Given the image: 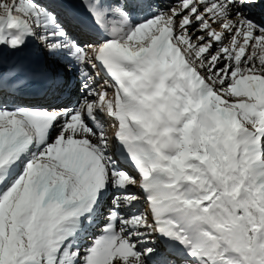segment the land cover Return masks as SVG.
I'll use <instances>...</instances> for the list:
<instances>
[{
  "label": "bare ground",
  "instance_id": "1",
  "mask_svg": "<svg viewBox=\"0 0 264 264\" xmlns=\"http://www.w3.org/2000/svg\"><path fill=\"white\" fill-rule=\"evenodd\" d=\"M32 5H33V3L31 0H26L25 7L24 6L22 8L17 7L16 10H17V12L33 11L34 8L32 7ZM2 9H4V8L1 7L0 10H2ZM111 9H113V7ZM5 10H8V7H6ZM158 12L159 11H157V13ZM33 16H36V14ZM142 16L143 17L146 16L147 18L150 17L149 14L148 15L144 14ZM11 17H12V15L9 16L10 19H11ZM129 19L131 20V29L134 30L135 35H134V37H132L130 39H125L126 44L135 50L143 49L144 46H146L148 44L149 40L151 39V37L153 35V31H156L158 29V26H160L161 24L157 25V23H152V26H150V27L147 26V28L142 29V28H136L135 27V24H137V22L135 21V18L133 16L129 17ZM36 20H37V22L43 21L39 16H36ZM148 20H151V19H148ZM5 21L6 20L4 19V22ZM152 21L153 20H151V22ZM165 21L166 20L164 19V22ZM8 22L10 23V21H7V23ZM168 23L172 24L171 20H169ZM209 24H210V21H209ZM1 26L2 25H0V27ZM216 28L217 27L215 25H212V28H211L212 30H209V31H215ZM0 31H1V29H0ZM2 31L0 32V59L3 61V60H6V53H10L12 48L7 46V44H8V43H6L7 34H4L5 32H2ZM172 32L175 33L173 31V29H172ZM101 35H103V34H101ZM228 37H229V35H228ZM224 39H225V37H224ZM223 41H225V44H226L225 47H228L227 43L229 40L227 39V37H226V40H223ZM233 43H234L233 41L231 43L229 41L228 45L229 46L234 45ZM188 47H186L187 51L189 50ZM184 49H185V47H184ZM186 49H185V51H186ZM203 51H204V49L199 50V51L196 50L194 52V54L199 56V55H202ZM189 53H191V51ZM189 53L187 52V54H189ZM253 59L255 62L256 58L253 57ZM232 65L236 66L238 64L235 63ZM212 66H214V63L211 64L210 68ZM231 69H232V67H231ZM221 81L219 83H221ZM159 83H160V85L162 84L161 82H159ZM206 84H207V82H206ZM208 85H205L204 88H206V89L204 90V93L201 96H197L198 98L196 96L194 98L193 92L191 90H188L189 93L191 94V99L192 100L197 99L198 101H201L200 100L201 98H205L204 99L205 103L207 105L211 104L210 101H212V98L210 97V91L212 90V87L214 86V84H213V82H210V83L208 82ZM155 91H157V89ZM232 94L233 93L231 90L229 93L222 94L221 90H219V88H217V90L213 94V96H214L213 98L216 97V99L219 103H226L227 97L232 98V99H236V97H238V99H240V103L243 104L242 113L245 115L244 117H247V120L252 125L253 129L248 127V131L244 132V129L241 128L242 123H241V125L238 123V121H239L238 117L233 113V111L224 109V110H222V112L228 117V120H229V122L232 123L233 127L236 126V128H239L241 130V136H240L239 140L238 139L236 140V142H239L238 144H242L244 142L245 145H244V143H243V145H244L245 149H250V155L252 156V158L254 160H256V163L258 165L256 167H254L253 169H255L256 171H261V173L264 174V154L262 151L260 152L261 141H262L261 138H262V135L264 133V119H263L264 116L261 115L259 120L258 119L257 120L252 119L253 107L250 109V111H247L244 109L245 100L243 101V99H244L243 97H245L246 95L243 94L242 92L237 93L238 95H235V96H233ZM228 102H229V100H228ZM3 103H4V105H6V102H3ZM163 106H164L163 110L165 111L166 117H170L172 119L178 117V121L179 120L181 122L184 121L185 118L180 117L179 115L175 114V112L172 110V107L169 104H165ZM216 107H218V106H216ZM240 107H241V105H240ZM27 108L28 107L20 104L18 106H15L13 109L10 110V112L8 114H6L10 120L15 121L13 124L14 128L8 129L9 131L15 132L16 130H18V127H20L21 130H23V127L21 126L22 122L20 119L17 118L18 114H25L28 116L31 113V116L33 117V123H35L37 121V119H42V118H45L47 116V114L42 109H39V110L33 111V112H27V110H26ZM182 118H183V120H182ZM190 118H192V117H190ZM1 119H2V117L0 114V120ZM193 119H195V118L193 117ZM96 120H97V122L100 121V119H98L97 116H96ZM175 122L178 123L177 121H175ZM33 123L23 122V125L27 131H31L35 126ZM190 123L191 122H189V124H186V126H185L186 128L183 129L184 135L186 137L189 136V133L191 132L190 128H192V127L190 126ZM182 125H183V123H182ZM171 127L173 128V126H171ZM3 128L4 127H2L1 129H3ZM2 135H3V133L0 131V140L2 139ZM253 135H255V138H253ZM65 139H66V135H63V136H57L55 139H52L49 141L50 148H51V154L50 155H48L44 149H39V150L34 151L32 163L33 164L34 163L40 164L43 167L41 170H39V169L35 170L32 167L29 168V166H28L29 171L27 172V170H28V168H27L26 171H22L21 173H16V175H18V174L19 175L14 180H12L10 184H5V186H3V183L0 184V186H1V188H0V227L3 226L2 225L3 215H5V213H7L9 210H11V208L14 205L13 202L16 201V206L13 207L14 211L11 212L13 217H15V218L17 217V219H18L21 215L24 214V212L26 210H28L29 207L31 209H33V207H36L37 210H35V211L38 214L37 219H39L40 227L47 228V230L49 231V226H47L43 222L45 213H43L39 210V205H38L39 200L37 199V196L41 195V193L43 191H45L46 189H48L50 185L52 188L61 190V188L64 187V184H63L64 181L62 182L59 180H64V178L68 174L73 175L74 173H76V174L79 173L77 171L74 172V171L69 170L66 163L62 159H59V157H58V154L60 151H57V149L65 146V145L60 144L62 142L64 143ZM101 139H102V136H101ZM101 139L99 138V143H100ZM181 145H182V149L180 152L185 153L189 149V143H187V144L181 143ZM105 150L111 151L112 149L110 150L109 148H105ZM55 153H57V154L54 157ZM250 164L252 165L253 163L250 162ZM49 169H55V173L52 177L49 176V173H48ZM176 172L180 173V171H178V170H176ZM262 174L260 176L261 180H262L261 183H264V178H262ZM78 176H81L80 179H82V176H85V175L82 172V175H77V177ZM94 180H95V184L90 183L89 186L80 187L78 185L80 191L85 190L84 193H86L87 196H92L94 194V191H95V190L93 191V189H95L96 186L99 184L97 177L94 178ZM263 192H264V190H263ZM171 194L175 195V193H171ZM81 197H83V195H81ZM81 197H77V199H79ZM167 205L166 204L163 205L162 207H160V209H165L166 211L169 212V208L167 207ZM185 206H186L185 202L175 201L173 203V206L170 208V210H172L174 208L181 209V211L175 215V218L180 220V223L184 226V229H186L187 231H190V234L193 238L192 245L195 246V249H194L195 250V253H194L195 256L194 257L198 258V260L195 263L207 264L204 261V259L210 257V255L207 251V248H206V246H207L206 244H209L210 241H209V239L202 236L203 234L201 233V228L199 226H197L200 224V223H198L199 222L198 215L193 211L192 208H191V210H190V208L186 209ZM127 214L129 215V213H127ZM186 219H188L190 223L186 222ZM114 223H117V221L114 218H112L111 222L109 224H114ZM13 224L17 225L18 222L17 221L15 222V220H14ZM112 233L113 234H108L109 241L105 245V249L107 248L108 245H115L116 246L115 254H117L118 252L123 250L125 247H129L128 242H127L125 236L123 235L120 227H117V230H114V232H112ZM19 238L22 239L21 233H19ZM61 239H67V237L61 238L59 236H56L54 233L51 234V237L49 238V240L46 243H44V245L42 246L41 251L43 252V258H42V261H40L41 262L40 264H81L82 263V262H78L76 260V257L74 256L73 250L71 249L70 246H68L67 244H62ZM212 242L214 243V240L213 241L211 240V243ZM4 246H5L4 243H0V254H1L2 250L4 249ZM129 249L132 250V254L129 256V258L122 259L120 264H132L133 262H136V261H137L136 264H149L148 262L145 261V259H146L145 256H147L146 252H135V250L132 247H129ZM86 259H87V262H89L91 257L87 256ZM199 260L201 261L200 263H199ZM0 264H7V262L5 263V262L0 261ZM102 264H106V262L104 261V262H102ZM156 264H158V262Z\"/></svg>",
  "mask_w": 264,
  "mask_h": 264
},
{
  "label": "rangeland",
  "instance_id": "2",
  "mask_svg": "<svg viewBox=\"0 0 264 264\" xmlns=\"http://www.w3.org/2000/svg\"><path fill=\"white\" fill-rule=\"evenodd\" d=\"M6 3L8 4V2H6ZM165 3L166 4H170L168 8H164V12L166 13L167 17L169 15L173 14L174 17H175V19H177L176 24L178 26H180L182 24V19H183V17L185 15H177V11L176 10L180 6L181 2L180 1H172V2H165ZM1 7H5V8L2 9V10H0V23H1L0 25H2L1 27L3 28L2 29L0 27V29H1V31L3 30L2 32H5L4 34H7V36H8V33L6 32V30H4V27L3 26L6 23V26H5V28H6L7 25H10L12 21L9 18V15H8V18L9 19L8 18L7 19L5 18L6 16H5V12L4 11L6 9V6H4V5L1 4L0 8ZM172 10H174L175 12H173V13L170 12ZM33 15H35V14H33ZM29 17L32 18L30 15H29ZM206 18L209 19L207 16H206ZM4 19L6 20L5 22H4ZM7 21H10V23L9 22L7 23ZM158 21L153 20L150 23L149 27L152 26V23H158ZM160 21L163 22L164 19H161ZM171 22H172V24H170V23L169 24L171 25V27H172L173 31L176 33V35H178L179 32H177L174 29V23H173L174 20H171ZM210 24L215 25L216 27H218L216 24H213L212 22H210ZM194 27H200V26L198 24V26L195 25ZM179 31H181V29ZM190 34L193 35V32H190ZM228 35L230 36V34H226L225 35V39L224 40H226V37L229 40ZM233 36L234 35L231 36L232 37L231 38L232 40L235 38V36H234V38H233ZM207 37H210V35L208 34ZM195 38H196V36L194 37V39ZM232 40H229L230 43L232 42ZM229 41L227 43V46L229 44ZM212 42H214V45H213L212 48H213V50H215L218 47L217 46L218 44H216L217 41L216 42L215 41H212ZM223 42L225 44V41H223ZM195 45H196L195 51L196 50L199 51V50H203L204 49L202 55L197 56L196 54H194L192 52L189 53L190 52V44L189 43L185 44L184 47L186 49V47L189 46L188 47L189 50L187 51V49H186V51L189 53L188 55L191 54L192 58L196 62H199L201 59H204L207 55H210L211 52H212V49L211 48L209 50H207L209 44H206L205 42L195 41ZM225 46H226V44H225ZM225 46H223V47L224 48H227ZM241 52H242V50H241ZM259 53L260 52L255 53L256 56H254V55H251V56H253V57L256 58ZM262 57H264V54L263 53H261L260 59ZM216 58H219V56H217ZM208 63L209 62H206V65ZM210 66H211V64L209 65V68H210ZM217 67H218V65L217 64H214V66H212L210 68V70L212 72L213 71H216V68ZM232 69H234V68H232ZM206 73H208V72H206ZM214 75H215L214 73H208V78L210 79V81L211 80H213L214 82L216 81L217 78H215ZM221 80H222V78L219 79L218 82H220ZM160 82L161 83L166 82V79L165 78H162V80ZM217 86L220 87L221 84H219V85L216 84V87ZM160 87H161V85L159 83V85L157 87V90H160L161 89ZM227 88H228V85L225 83L224 89L226 90ZM219 90H221V89L219 88ZM230 90L232 91V93H233L232 95L233 96L238 95L235 90L234 91L232 89H230ZM215 91H216V89L213 90V94H214ZM221 92H222V94H226V93H224L223 90H221ZM213 94H212V97L211 98H212V100H215L216 101L215 104H216V106H218L217 108H218V110L220 112H222V110H224L226 107L231 106L232 104H238V102L240 103V99H238V97H236V99H232V98H228L227 97V102L226 103H219L217 101L216 97L213 98L214 97ZM194 98H195V96H194ZM203 99H205V98H203ZM228 100H229V102H228ZM231 100H234V101L232 102ZM193 101L195 102V101H197V99H194ZM210 102H212V101H210ZM210 107H211V104H210ZM226 110H229V109L226 108ZM175 114L179 115L176 112H175ZM180 117H182V116H180ZM191 117L192 118H190V117L189 118H185L184 121H182V123H183L182 131H183L184 128H186L185 127L186 124H189V122L196 120V115L195 116L193 115ZM193 117L195 119H193ZM217 119H219V118H217ZM174 120L177 121L178 123L181 122L180 120L178 121V117L177 118H174ZM182 120H183V118H182ZM186 120H188V122ZM243 120H245V119H243ZM209 122H210V125L208 127V133H209V135H211V133L213 131H215V130L217 132L214 133V135L211 136V137H215V140L213 141L212 145H209L208 146V149L209 150H213V149H215V148H217L219 146L226 145V148L227 149H233L235 151V145H234L235 138H233V139H229L228 138V142H226L227 137L231 135L230 134V127H229V125L223 122L224 126L218 128V126H217V123L218 122H214V121H210V120H209ZM238 123L241 125L242 121H238ZM246 126L253 129V127H252L251 124L250 125H246ZM8 129H10V128H8ZM190 129H191V131L193 130L192 128H190ZM208 138H210V137H208ZM106 139H107V137H106ZM243 143L240 144V145L244 146L245 143H244V145H243ZM200 149L202 150V148H200ZM233 150H231L232 153H233ZM203 151H204V149H203ZM231 160L232 161L226 165V168H223L222 167V164H220V163H216V165H213L210 162H208L206 164L205 171H207L206 168H208L211 173H216L217 174L218 180L216 181L217 182L216 183V187H217L216 189H218V193H219L220 199H214V201H210V202L207 203L206 201L207 200L209 201V199H211V198H209V199H206L204 201L207 204H202V205H199L200 203H195L194 210L199 213V220L201 222H203L202 224H204L205 229H209V228L215 229L216 230V234L218 235V237L220 238V236H222L224 238V241H225L226 245L232 246V249L234 250V253H235V251L237 253L242 252L245 255V257H248V255H249L248 251H251L253 253V250L256 249V247L258 245L262 246L263 249H264V232L262 233L260 239L258 240V244L257 243H252V248H249L250 246L248 245L247 241L241 240V238H245V236H244L245 235V230H243V233L244 234L242 235V237H240V241H238L237 243H234V244H232L233 241H231L230 238L227 237V235H226V232L228 231L227 230L228 229V225L227 224L229 222H231V217H232V214H231L232 211L229 212L228 211V208H227L228 202H234V210L236 212L239 209L240 210H243L240 207V199L241 198H239L238 197V194H237V191L240 188V185L239 184L236 185L235 182H231L229 180V179H232L233 178L232 173L236 174V167H235V164H234V160H233L232 154H231ZM203 161H204V159H201V161L198 160L197 163H201V165L204 166V162ZM257 172H259L260 173V176H261V174H262L261 171H257ZM262 178H264V174H262ZM261 182H262V180H261ZM222 187H224V189ZM212 195H213V193H210L209 197H211ZM240 195H241V193H239V196ZM263 196H264V192H263ZM235 201L238 202V205H239L238 207H237V204L235 203ZM214 205H216L217 208H216L215 212H211L210 211L211 210V207H213ZM200 208H203V209H200ZM8 212H9L8 213L9 215H8V217L6 216L8 219L6 217L4 218L5 220L7 219L8 221L6 220V222L3 225L4 227H2V228H4V231H1L0 230V243H2L3 241L6 242V246H4V249L2 250L3 252L0 254V259L2 257L3 260L1 259L0 261L6 263L7 261H4V260H9L10 263L7 262V264H35V263L37 264V260L36 259H38V262L41 263L40 261H42V258H43V252L41 250H42V246H43V243L44 242H42L38 238L40 236V231H39L40 230V226H39V224L38 223L36 224L35 228L33 229V231H31V233L28 232V227H29L30 221H29V224H24L23 225L22 230L24 231V233L23 232H20L22 234V239H20V242L18 243V252H14L12 250V245L14 244V238L12 236V231L14 230V226L12 225V223H13V218L12 217L13 216L11 214V212H12L11 210H9ZM237 214H238V212H237ZM238 218L241 221H243L245 219V215L244 214H238ZM227 219H228V222H226ZM32 221H35V220H32ZM32 228H33V225H30V229H32ZM263 229H264V226H263ZM202 236L204 237V235H202ZM32 239L35 241V243L33 242ZM209 244H212L211 241H210ZM206 245H208V244H206ZM249 249H252V250H249Z\"/></svg>",
  "mask_w": 264,
  "mask_h": 264
}]
</instances>
